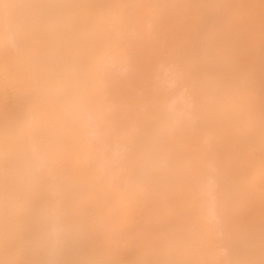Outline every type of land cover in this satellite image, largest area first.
Returning <instances> with one entry per match:
<instances>
[{
    "label": "bare ground",
    "instance_id": "1",
    "mask_svg": "<svg viewBox=\"0 0 264 264\" xmlns=\"http://www.w3.org/2000/svg\"><path fill=\"white\" fill-rule=\"evenodd\" d=\"M0 264H264V0H0Z\"/></svg>",
    "mask_w": 264,
    "mask_h": 264
},
{
    "label": "rangeland",
    "instance_id": "2",
    "mask_svg": "<svg viewBox=\"0 0 264 264\" xmlns=\"http://www.w3.org/2000/svg\"><path fill=\"white\" fill-rule=\"evenodd\" d=\"M167 72H168V71H167ZM167 72H166V74H167ZM168 75H169V73L167 74V76H166V75H165V76L168 77ZM169 79H170V78H167V80H169Z\"/></svg>",
    "mask_w": 264,
    "mask_h": 264
}]
</instances>
